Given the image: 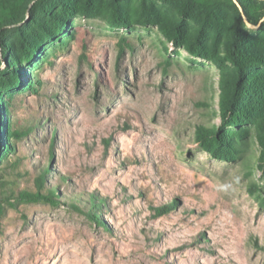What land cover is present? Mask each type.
I'll use <instances>...</instances> for the list:
<instances>
[{"label":"rangeland","instance_id":"obj_1","mask_svg":"<svg viewBox=\"0 0 264 264\" xmlns=\"http://www.w3.org/2000/svg\"><path fill=\"white\" fill-rule=\"evenodd\" d=\"M109 2L90 0L92 15L69 17L22 62L24 82L0 87L3 125L24 131L0 149V264H264L256 139L233 161L195 139L220 123L217 64L150 21L108 23ZM118 2L140 20L178 21L168 1ZM208 24L180 22L211 50L221 37ZM247 28L262 35L264 15ZM51 188L56 203L24 198Z\"/></svg>","mask_w":264,"mask_h":264},{"label":"trees","instance_id":"obj_2","mask_svg":"<svg viewBox=\"0 0 264 264\" xmlns=\"http://www.w3.org/2000/svg\"><path fill=\"white\" fill-rule=\"evenodd\" d=\"M163 1L177 6L178 21L160 15L140 20L143 10L139 17L127 14L118 0H110L100 12L108 23L118 27L129 26L134 21H150L148 23L156 24L175 46H182L189 53L217 64L220 123L212 128L197 126L196 142L212 158L233 161L253 135L260 147L256 166L264 184V32L255 34L247 28V23L257 24L264 15V0ZM90 4V0H0V64L4 63L0 70L3 76L0 87L9 90L24 82L22 62L33 65L41 47L55 40L58 33L67 32L69 17L92 15ZM26 13L29 20L19 25ZM184 18H199L203 26L209 27V20L216 21L221 37L220 50L217 51L219 44L208 49L198 36L187 39L180 26ZM27 86L32 87V82ZM0 101L4 102L5 97ZM1 114L0 149H9V139L21 137L24 131L13 129L9 124L3 125ZM45 175L46 171L37 177L39 186L44 183ZM54 195L55 189L51 188L45 193L40 190L25 192L24 198L56 203Z\"/></svg>","mask_w":264,"mask_h":264}]
</instances>
